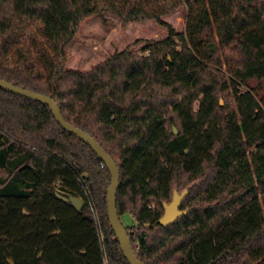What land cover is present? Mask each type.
<instances>
[{"label":"trees","instance_id":"1","mask_svg":"<svg viewBox=\"0 0 264 264\" xmlns=\"http://www.w3.org/2000/svg\"><path fill=\"white\" fill-rule=\"evenodd\" d=\"M181 8L176 33L163 17ZM106 15L169 35L79 68L69 47ZM0 79L52 98L116 161L118 214L137 223L126 229L142 264H264V104L246 89L264 80V0H180L158 14L132 0H0ZM110 185L49 107L0 88V264H130ZM175 191L189 212L164 227Z\"/></svg>","mask_w":264,"mask_h":264},{"label":"rangeland","instance_id":"2","mask_svg":"<svg viewBox=\"0 0 264 264\" xmlns=\"http://www.w3.org/2000/svg\"><path fill=\"white\" fill-rule=\"evenodd\" d=\"M114 2L125 4L126 0H113ZM180 0H132L133 5H138L140 9L149 10L155 14L161 13L177 5ZM107 24L99 17L91 20L83 28L81 40L69 47L68 52L76 60L79 68H89L102 61L104 58L112 56L116 52L125 49H132L142 53V49L149 45L151 41L165 39L169 35L166 27L161 26L156 21H143L123 24L119 19L106 15ZM163 20L172 26L176 33L187 31L188 12L186 8H181ZM34 34H37L38 24L32 23L28 27ZM246 88L254 93L256 98L264 104V80H252ZM221 104H226L221 99ZM125 227L137 226L135 219L126 214L122 217Z\"/></svg>","mask_w":264,"mask_h":264},{"label":"water","instance_id":"3","mask_svg":"<svg viewBox=\"0 0 264 264\" xmlns=\"http://www.w3.org/2000/svg\"><path fill=\"white\" fill-rule=\"evenodd\" d=\"M0 88L12 94L27 98L31 101L38 102L49 107L57 123L64 130L68 131L70 134L74 135L75 137L81 139L85 144H87L93 150V152L97 155V157H99L102 160V162L107 167L111 175V185L108 191V199H107L109 222L111 224L113 231L116 234L122 252L125 258L128 260V262L130 264H142V262L138 259L134 251L131 239L128 235V231L126 227L123 225L122 220L120 219L118 214L117 192L120 184L121 172L116 161L102 147V145L99 144L86 131L76 128L70 123H68L62 115L59 105L52 98L46 95H42L40 93H36L24 89L22 87L15 86L2 79H0ZM177 132H178L177 129H175V133ZM187 196H188V191H184L181 194L178 191H175L172 201L170 203H164L165 213L159 222L162 226L168 227L188 214L189 212L188 210H182L180 208L182 202L187 198ZM70 201L77 210H81L84 205V201L81 198L75 196L70 197Z\"/></svg>","mask_w":264,"mask_h":264}]
</instances>
